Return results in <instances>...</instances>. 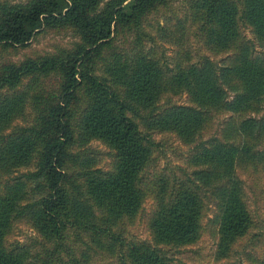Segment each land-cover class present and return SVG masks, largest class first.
Returning <instances> with one entry per match:
<instances>
[{
  "label": "trees",
  "instance_id": "trees-1",
  "mask_svg": "<svg viewBox=\"0 0 264 264\" xmlns=\"http://www.w3.org/2000/svg\"><path fill=\"white\" fill-rule=\"evenodd\" d=\"M173 2L0 4V55L78 38L0 56V264H187L207 236L217 263L245 264L243 243L264 244L244 179L264 183V0ZM20 224L34 242L13 243Z\"/></svg>",
  "mask_w": 264,
  "mask_h": 264
},
{
  "label": "rangeland",
  "instance_id": "rangeland-1",
  "mask_svg": "<svg viewBox=\"0 0 264 264\" xmlns=\"http://www.w3.org/2000/svg\"><path fill=\"white\" fill-rule=\"evenodd\" d=\"M27 1L28 0H0V4L26 3ZM184 2L185 0H174L173 2L176 14L181 17L185 16ZM247 34L248 36H251L250 32H247ZM76 40H78V38L74 36L72 31H47L37 35L31 40L29 45L2 52L0 56H2V59H12L16 61L24 60L28 57H37L38 55H43L48 52H54L56 50L55 46L57 45L70 48ZM159 44L160 41L158 42L157 40V45L159 46ZM115 45L121 50H131L135 46V43L132 42V39L130 38V40L122 39L116 41ZM151 45V43H145L146 47H150ZM165 46L167 48L166 55H171L173 53V48H170L168 45ZM176 102L178 104L187 103V96H183ZM22 124L23 123H18V125ZM90 145L97 152L102 153L103 162L100 167L108 169L111 162V157L109 155L111 154L110 149L99 141H92ZM175 145H180L183 149L186 148L179 142H175ZM169 156H172L171 153H169ZM244 179L247 184V191L254 213L259 220L264 222V183H260L253 173L250 176H244ZM149 208L150 204L148 203L146 209L149 210ZM211 214L212 212H210V216H212ZM138 233L142 238L151 240L150 235L145 229V222L143 220H141ZM35 237L36 233L30 228V226L20 224L16 228L12 241L13 243L19 242L21 244H30L34 242ZM215 249L216 242L214 238L207 236L203 238L199 245L192 247V251H184L181 254L176 253L175 256L177 259L180 258L187 264H223L215 261ZM238 257L245 264H262V261L264 260V244L257 245L255 241L243 243Z\"/></svg>",
  "mask_w": 264,
  "mask_h": 264
}]
</instances>
